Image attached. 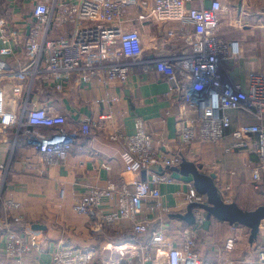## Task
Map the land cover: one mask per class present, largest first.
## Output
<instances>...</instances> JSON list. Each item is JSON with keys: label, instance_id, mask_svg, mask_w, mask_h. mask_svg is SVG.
<instances>
[{"label": "built area", "instance_id": "1", "mask_svg": "<svg viewBox=\"0 0 264 264\" xmlns=\"http://www.w3.org/2000/svg\"><path fill=\"white\" fill-rule=\"evenodd\" d=\"M207 1L37 0L27 32L12 27L6 17L0 16V127L15 131L8 157L0 164V206L6 214L0 224V242L7 258L15 260V264H27L25 259L33 250L45 249L38 232L19 230L23 219L14 211L20 204L4 197L17 143L25 140L39 152L43 165L54 167L67 159L80 136L90 135L92 127L100 126L88 118L78 128L69 130L64 115L32 103L34 91L64 93L72 82L108 85L117 81L128 85L136 66L146 73L153 70L171 83L170 95L177 98L179 147L191 145L197 137L206 143H224L233 127L232 142L224 147L229 153L255 136L254 150L259 162L247 160L245 166L251 171L254 189L261 187L264 71H249L243 80L229 77L227 67L237 65L245 51L240 41L227 40L222 33L219 13L225 10L223 2ZM132 9L133 19L129 20ZM132 20L175 24L166 27L163 41L178 40L181 47L171 54L158 51L146 56L141 32L127 28ZM67 25L71 29L68 37L53 36ZM19 45L24 46L27 61L14 68L5 58L15 57ZM8 97L20 103L18 112L7 109ZM147 128L146 121L138 117L133 134H109L110 140L125 144L120 180L107 188L89 187L73 206L76 213L87 217L92 228L131 223L127 234L130 247L119 246L115 249L117 255L98 257L95 250L59 243L52 252L54 264H235L219 256L205 260L197 250L200 231L207 221L205 209H193V225L168 217L171 209L162 200L160 186L177 181L172 169L181 166L183 157L157 149ZM214 166L215 163L209 168ZM150 200L154 201L152 205L148 204ZM183 201L186 206L203 205L207 197L187 181ZM147 210L154 215L149 217ZM235 245L236 239L230 237L224 248L232 251ZM108 250L112 251V247ZM0 264H8L1 255ZM248 264H264V249H259L258 257Z\"/></svg>", "mask_w": 264, "mask_h": 264}, {"label": "crops", "instance_id": "2", "mask_svg": "<svg viewBox=\"0 0 264 264\" xmlns=\"http://www.w3.org/2000/svg\"><path fill=\"white\" fill-rule=\"evenodd\" d=\"M36 1L0 0V16L6 17L12 27L27 32L33 23L31 11ZM221 1L225 6V10L219 13L222 33L227 40L242 42L245 48V57L237 65L227 67L229 77L243 80L249 71H264V0ZM133 13L132 9L127 16L129 20L133 19ZM230 25L234 26L231 27L234 30L229 28ZM168 26L175 24L160 25L132 20L127 28H136L141 32L145 55L151 56L158 51L171 54L169 52L181 47L182 43L178 40L163 41ZM70 31L67 25L56 30L53 36L68 37ZM2 46L0 43V48ZM5 59L14 68L25 64L27 58L24 46L15 48V57ZM170 91L171 83L157 72L152 70L146 73L141 66H136L128 85L117 81L108 85L97 81L80 85L72 82L65 87L64 93H32V103L46 105L52 111L64 115L69 130L78 128L88 118L100 126L92 127L90 135L80 136L67 159L54 167L43 165L39 152L25 140L17 143L4 187V197L20 204V208L14 211L15 215L23 219V226H18L19 230L38 232L41 246L45 248L33 250L25 259L27 264H54L52 252L59 243L95 250L98 257L117 255L115 249L119 246L130 247L131 241L127 234L131 223L123 222L103 229L92 228L87 217L76 213L73 206L89 187L107 188L110 183L120 180L124 169L121 153L125 150V144L110 140L109 134L115 131L124 135L133 134L138 117L146 121L148 133L157 149L168 154H180L183 161L200 166L201 172L214 174L215 184L225 202L236 203L245 211L264 205V180L260 189H254L251 171L245 166L247 160L254 164L259 162L254 150L256 137L250 136L243 145L226 153L224 147L232 142V127L224 143H206L197 137L191 145L181 149L178 144V103ZM6 107L18 112L20 103L8 97ZM43 130L49 132V129ZM14 137V129L4 131L0 127V164L6 161ZM214 163L215 166L209 168ZM172 174L177 181L161 185L160 191L162 200L171 209L168 217L175 219L178 218L176 215L187 213L188 206L184 204L183 197L186 182H193V179L191 175L184 176L173 170ZM152 203V200L148 202L149 205ZM146 213L149 217L154 215L151 210ZM5 218L1 204L0 224ZM182 223L187 224L183 220ZM36 224L44 228L33 229ZM230 237L236 239V245L232 251H226L224 245ZM111 247L112 251L108 250ZM261 248L264 249V220L258 238L251 243L249 228L239 224L231 225L214 217L207 218L197 246L205 260L212 261L219 256L235 264H248L258 257ZM0 255L2 261L15 264V260L5 256L1 242Z\"/></svg>", "mask_w": 264, "mask_h": 264}, {"label": "water", "instance_id": "3", "mask_svg": "<svg viewBox=\"0 0 264 264\" xmlns=\"http://www.w3.org/2000/svg\"><path fill=\"white\" fill-rule=\"evenodd\" d=\"M172 170L184 176L191 175L196 190L207 197L206 204L188 205L185 215H176L179 219L185 221L189 225H193L195 223L193 209L195 207H201L206 210L208 219L214 217L220 221L228 222L231 225L239 224L249 228L251 243L258 238L261 222L264 220V205H260L252 211H245L236 203L225 202L215 184V175H208L201 172V167L194 163L183 161L180 167L173 168ZM142 175L144 176L145 172H143ZM41 228L44 227L38 224L33 226V229Z\"/></svg>", "mask_w": 264, "mask_h": 264}, {"label": "rangeland", "instance_id": "4", "mask_svg": "<svg viewBox=\"0 0 264 264\" xmlns=\"http://www.w3.org/2000/svg\"><path fill=\"white\" fill-rule=\"evenodd\" d=\"M233 25L235 26V24L233 23ZM233 25H230V27L229 28H231V27H234ZM240 27H242V25L240 26ZM235 28H238V27H235ZM240 29V28H239ZM241 29H243V28H241ZM240 29V30H241ZM231 30H234L233 28H231ZM241 44H242V47H243V49H244V51H245V48H244V45H243V43L242 42H240Z\"/></svg>", "mask_w": 264, "mask_h": 264}, {"label": "trees", "instance_id": "5", "mask_svg": "<svg viewBox=\"0 0 264 264\" xmlns=\"http://www.w3.org/2000/svg\"><path fill=\"white\" fill-rule=\"evenodd\" d=\"M260 188H261V187H260ZM260 188H259V189H260Z\"/></svg>", "mask_w": 264, "mask_h": 264}]
</instances>
